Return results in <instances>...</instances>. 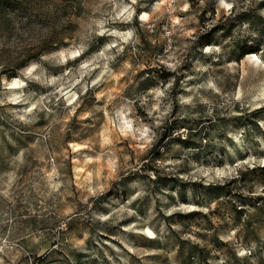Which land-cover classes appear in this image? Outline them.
Here are the masks:
<instances>
[{"label": "rangeland", "instance_id": "374dc122", "mask_svg": "<svg viewBox=\"0 0 264 264\" xmlns=\"http://www.w3.org/2000/svg\"><path fill=\"white\" fill-rule=\"evenodd\" d=\"M0 264H264V0L0 6Z\"/></svg>", "mask_w": 264, "mask_h": 264}, {"label": "trees", "instance_id": "16d2710c", "mask_svg": "<svg viewBox=\"0 0 264 264\" xmlns=\"http://www.w3.org/2000/svg\"><path fill=\"white\" fill-rule=\"evenodd\" d=\"M8 4H9V0H0V6H5V5H8ZM247 52H251L252 53V51H244L243 55L251 54V53H247Z\"/></svg>", "mask_w": 264, "mask_h": 264}, {"label": "bare ground", "instance_id": "6f19581e", "mask_svg": "<svg viewBox=\"0 0 264 264\" xmlns=\"http://www.w3.org/2000/svg\"><path fill=\"white\" fill-rule=\"evenodd\" d=\"M10 85V84H9ZM13 86H15V85H13ZM11 87V86H10Z\"/></svg>", "mask_w": 264, "mask_h": 264}]
</instances>
